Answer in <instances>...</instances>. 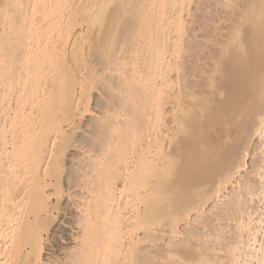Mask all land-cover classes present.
Returning a JSON list of instances; mask_svg holds the SVG:
<instances>
[{
  "label": "bare ground",
  "instance_id": "bare-ground-1",
  "mask_svg": "<svg viewBox=\"0 0 264 264\" xmlns=\"http://www.w3.org/2000/svg\"><path fill=\"white\" fill-rule=\"evenodd\" d=\"M0 264H264V0H0Z\"/></svg>",
  "mask_w": 264,
  "mask_h": 264
},
{
  "label": "rangeland",
  "instance_id": "rangeland-1",
  "mask_svg": "<svg viewBox=\"0 0 264 264\" xmlns=\"http://www.w3.org/2000/svg\"><path fill=\"white\" fill-rule=\"evenodd\" d=\"M67 237H70V233L67 232ZM60 252V251H59Z\"/></svg>",
  "mask_w": 264,
  "mask_h": 264
}]
</instances>
